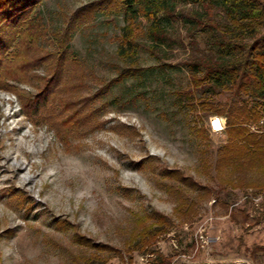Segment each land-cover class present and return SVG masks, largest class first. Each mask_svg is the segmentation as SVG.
I'll return each instance as SVG.
<instances>
[{
    "label": "rangeland",
    "instance_id": "1",
    "mask_svg": "<svg viewBox=\"0 0 264 264\" xmlns=\"http://www.w3.org/2000/svg\"><path fill=\"white\" fill-rule=\"evenodd\" d=\"M1 1L0 40L9 44L0 53V264L81 263L93 245L122 255L102 253L105 264H150L124 243L139 228L131 216L151 211L176 223L154 245L168 264H264L262 193L236 189L223 206L219 181L201 170L200 150L212 160L226 138L180 95L193 90L183 52L156 56L139 38L143 48L120 57L126 23L113 2ZM19 11H29L21 26L3 29ZM145 26L141 19L132 34ZM54 34L65 37L60 48ZM130 67L136 73L111 83ZM162 170L217 190L218 200ZM177 190L195 198L183 222Z\"/></svg>",
    "mask_w": 264,
    "mask_h": 264
},
{
    "label": "trees",
    "instance_id": "2",
    "mask_svg": "<svg viewBox=\"0 0 264 264\" xmlns=\"http://www.w3.org/2000/svg\"><path fill=\"white\" fill-rule=\"evenodd\" d=\"M104 2H113L112 7L122 13L126 23L121 28L120 57H134V53L143 48L137 41L139 38L145 39L148 50L156 56L159 53L170 56L173 51L181 50L183 58L179 65L190 75L193 90L180 92V95L185 97L193 111L205 117L225 118L223 133L226 139L214 158L210 160L207 146L200 150L201 170L203 174L212 172L214 179L219 181V192L225 191L223 201L218 200L220 194L217 190L197 188L193 181L178 177V173L162 170L161 175L167 178L173 175L182 185L198 190L204 197H214L223 206L234 200L232 192L236 189L244 192L250 190L251 194L259 191L263 195L260 215L264 216V131L261 130L264 118V0ZM28 12L19 11L9 16L3 29L21 26ZM2 18L0 14V22ZM141 19L145 20L146 26L134 36L132 28ZM32 30V33L26 32L32 38L46 33L44 28L39 33ZM69 31L70 28L67 29ZM54 35L60 40L57 46L60 48L65 37L63 34L62 37ZM3 40H0L1 54L6 52L9 44L8 40ZM69 61H76V57L72 56ZM136 71L131 67L121 69L111 83L122 82ZM221 95H226V98L221 100ZM194 132L207 136L205 129L194 128ZM173 190L168 188L169 193ZM174 194L177 217L180 214L182 222L188 220L195 208V198L189 199L182 190L174 191ZM131 217L139 223V228L124 243L125 253L128 255L138 250L151 259L150 264H168L167 258L154 245L159 238L172 231L176 226L175 221L155 211L135 213ZM91 248L94 251L86 254L90 248L84 246L82 262L78 258L73 264H105L108 257L102 256V253L108 250L122 259L118 250L102 245Z\"/></svg>",
    "mask_w": 264,
    "mask_h": 264
},
{
    "label": "built area",
    "instance_id": "3",
    "mask_svg": "<svg viewBox=\"0 0 264 264\" xmlns=\"http://www.w3.org/2000/svg\"><path fill=\"white\" fill-rule=\"evenodd\" d=\"M224 125H225V118L220 116L218 117L212 116L208 122V129L214 134H219L223 132Z\"/></svg>",
    "mask_w": 264,
    "mask_h": 264
},
{
    "label": "bare ground",
    "instance_id": "4",
    "mask_svg": "<svg viewBox=\"0 0 264 264\" xmlns=\"http://www.w3.org/2000/svg\"><path fill=\"white\" fill-rule=\"evenodd\" d=\"M18 145H19V146L17 147V149L20 150V152L22 151V152H24V153H27V150H26L25 148L22 149V145H21V144H18ZM24 150H25L26 152H25ZM0 158H1V159H5L4 156H3V157H0ZM10 159H11V156L9 155V156L6 158V161H8V160L10 161ZM16 160H17V158H16ZM18 170H21V164H18ZM18 170H17V171H18Z\"/></svg>",
    "mask_w": 264,
    "mask_h": 264
}]
</instances>
